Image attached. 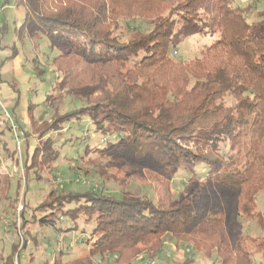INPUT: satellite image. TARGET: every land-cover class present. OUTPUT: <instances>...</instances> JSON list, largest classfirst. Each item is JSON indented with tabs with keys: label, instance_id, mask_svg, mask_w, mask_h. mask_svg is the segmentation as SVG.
Wrapping results in <instances>:
<instances>
[{
	"label": "trees",
	"instance_id": "trees-1",
	"mask_svg": "<svg viewBox=\"0 0 264 264\" xmlns=\"http://www.w3.org/2000/svg\"><path fill=\"white\" fill-rule=\"evenodd\" d=\"M14 1L24 8L17 36L48 40L58 52L53 58L57 89L69 91L67 96L79 103L59 113L56 106L63 95H50L47 111L36 119L30 116L28 130L22 132L25 162H18L24 181L32 170L35 176L50 173L59 156L51 133L87 117L93 133L116 139L104 148L86 146L82 158L91 149L109 158L119 146L114 156L122 164L116 166L113 181L123 191L121 198L95 189L76 193L59 190L52 180L51 191L35 209L45 215L30 222L23 218L24 204L14 216L22 203L18 191L12 215L22 248L27 241L19 230L24 232L28 223L52 226L65 215L72 222L88 215L95 221L88 254L52 264L153 259L165 235L206 258L215 254L220 264H252L251 252L242 248L240 228L243 220L254 221L262 232L252 240L255 251L264 252V213L255 211L257 196L264 197V11L253 22L248 19L251 7L234 0ZM136 19L151 27L132 28ZM120 21L128 34L124 40L113 34ZM179 23L201 38L213 39L199 57L187 62L174 60L169 52ZM48 111L52 114L45 120ZM0 120L9 130L1 111ZM30 138L36 140L31 148ZM198 165L205 168L204 175L188 180L197 194L175 198L171 183L176 169ZM79 167L71 170L77 173ZM203 179L226 192L206 193ZM147 181L154 202L126 194L131 182ZM80 201L83 206L64 210ZM19 242L12 244L10 256L0 253V264H19L12 258L20 251ZM172 264H193V259Z\"/></svg>",
	"mask_w": 264,
	"mask_h": 264
},
{
	"label": "rangeland",
	"instance_id": "rangeland-1",
	"mask_svg": "<svg viewBox=\"0 0 264 264\" xmlns=\"http://www.w3.org/2000/svg\"><path fill=\"white\" fill-rule=\"evenodd\" d=\"M84 1L87 4L93 3V0ZM116 3L120 4V1ZM234 4L251 7L249 21L256 22L261 19L264 0H234ZM52 8L54 9L53 6ZM23 18L24 8L22 6L17 5L14 0H0V104L17 124L22 144H24L22 132L28 130L30 116L36 119L47 111L45 106L47 96H57L60 93L63 95L61 104L56 106L59 113L79 106L78 102L67 96L69 91L60 92L57 89L58 77L53 66V58L58 54L57 50L51 49L48 40L44 38L35 40L28 35L17 36L16 30L20 27ZM150 21L155 22V20ZM133 22L132 28L136 29L145 27L147 24L139 19ZM147 26V29L151 27L150 24ZM113 34L118 37L121 35L122 40L128 37L122 21L117 25ZM212 40L209 37H199L190 26L179 23L174 28L169 52L174 60L187 62L199 57L204 47L208 46ZM29 107H31V112L28 110ZM51 114L52 111H48L43 118L49 120ZM111 128L112 126L107 124L106 129L109 132ZM93 131L94 125L91 120L82 117L79 121L75 120L65 124L64 130L59 134L52 132L51 135L58 142L59 156L51 165L50 173L41 171L35 176L32 170L27 174L25 182L24 169L19 165L25 162V147L21 144L18 151L12 133L6 130L5 125L0 122V253L4 257L10 256L12 244L19 242L16 235L19 232L13 226L12 215V206L18 191L19 200L22 201L19 206L25 205L23 218L29 222L33 216L39 219L45 215V212L35 209L51 191L52 180L59 190L62 188L64 191L87 193L95 189L101 190L106 195L121 198L123 191L113 181L116 166L122 164V161H116L114 156V153L120 149L119 146H116L109 158H102L95 153L94 149L82 158L86 146L104 148L116 139L113 134L93 133ZM69 138L72 140L62 144ZM3 143L5 146H2ZM28 145L29 148L34 147L36 140L30 138ZM28 154L30 155L29 152ZM78 166L80 167L77 173L71 170V167L77 168ZM84 169H88L89 176H84ZM205 171L202 165L194 169L177 168L171 183L175 198L187 193L196 195V191L192 190L194 189L192 183L188 180L194 175L195 177L204 175ZM201 182L205 184L208 194L220 195L226 192L213 185H208L204 179ZM147 184L150 182H131L125 192L129 196L147 198L154 202L152 188ZM22 194L23 197H20ZM83 205V201L70 203L65 205L64 210L79 208ZM17 209L15 217H17ZM255 211L264 213L262 195L256 198ZM94 222L93 216L82 215L72 222L65 215L60 222L52 226L28 223L24 232L19 230L23 233L27 244L22 248V241L19 242L21 248L12 257L13 261L16 262L18 258L19 264H52L53 262H70L84 257L88 254L90 243L93 240ZM240 230L243 233L242 248L251 252L252 264H264V252L257 253L252 241L262 236L255 222L243 220ZM185 258H192L193 264H220L215 254L206 258L201 252L192 249L190 245L176 243L168 235L163 237L162 248L153 259L141 256L135 259L133 264H172L175 261H183ZM96 264L109 263L97 259Z\"/></svg>",
	"mask_w": 264,
	"mask_h": 264
},
{
	"label": "built area",
	"instance_id": "built-area-1",
	"mask_svg": "<svg viewBox=\"0 0 264 264\" xmlns=\"http://www.w3.org/2000/svg\"><path fill=\"white\" fill-rule=\"evenodd\" d=\"M0 110L2 112L3 118L8 123L9 131L12 133L14 140H15L16 148L19 151L21 144H22V141L19 136V128L17 124L15 123L13 117L2 107L1 104H0ZM20 211H22V206H19V208L17 209V214L20 213Z\"/></svg>",
	"mask_w": 264,
	"mask_h": 264
}]
</instances>
